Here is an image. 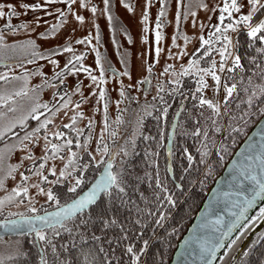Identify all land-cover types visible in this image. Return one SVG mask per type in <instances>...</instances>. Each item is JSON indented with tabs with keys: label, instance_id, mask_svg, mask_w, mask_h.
Returning <instances> with one entry per match:
<instances>
[{
	"label": "snow or ice",
	"instance_id": "snow-or-ice-1",
	"mask_svg": "<svg viewBox=\"0 0 264 264\" xmlns=\"http://www.w3.org/2000/svg\"><path fill=\"white\" fill-rule=\"evenodd\" d=\"M120 3L133 10L125 0ZM150 3L151 0H145L141 17L145 32L149 29ZM167 3L168 0H159L155 17L156 58L146 67L142 63L141 68L147 74L135 85L125 86L120 82L122 99L139 104V98L127 95L126 89L136 87L139 91L143 85H148L143 93L148 96L154 65L162 51L159 42L163 33L159 29L163 26L162 17L168 15ZM197 7L215 13L217 21L201 23L199 35L193 33L190 38L179 31L180 20L181 17L188 20L191 15V25L195 27L196 11L191 4L176 0L177 33L173 34L171 43L179 51L174 54L169 50L168 57L179 60L187 55L189 58L178 68L165 63L156 79V94L151 102L145 100L138 109L136 121V128L140 129L144 117L153 112L158 113L157 120L167 117L170 108L167 101L179 96L171 131L167 133L165 171L173 174L170 186L167 176L161 179L159 165L153 159L159 155L160 142L165 138L163 128L158 131L157 150L148 146L144 149L148 165H157L154 177L150 171L143 176L137 174L129 157L136 154L137 135H142L145 141L157 137L134 130L118 152L110 151L105 143L108 101L104 84L109 79L108 72L131 77L126 53L117 52L125 66L120 72L97 47L99 24L92 25L95 36L87 31L76 37L73 35L76 28L72 27L62 43L42 47L37 42L60 35L71 16L83 27L86 20L83 10L95 15L96 5L90 0L0 2V18L4 20L0 25V64L4 65V71L0 72L3 82L0 85V190H4L0 196V215L6 213L0 219V227L19 237H33L31 243L37 249L35 260H31L30 251L17 239L10 252L0 254V264H172L171 251L175 252V264H228L226 258L236 250L241 234L250 225L254 226V222L264 221V0H216L212 6L199 0ZM29 10L34 13L30 22L13 24V17L19 18ZM102 11L109 28L115 31L110 0H103ZM53 12L57 14L52 17L54 23L43 19ZM21 31L35 33V37L9 41L4 34L16 35ZM180 35L184 46L176 43ZM143 39L147 41L148 37L145 35ZM190 39L198 42L191 53L186 48ZM113 42L118 46L115 37ZM74 45L84 47L77 49ZM90 52L95 53V68L84 62ZM61 54H64L62 60ZM13 55L22 56L24 63L34 65L37 60H44L52 68L51 76L37 65L35 74L41 81L30 85L33 73L23 69L19 60L16 67H21L22 73H14L8 67ZM160 77L165 80L162 82ZM84 78L91 87L89 95H94L95 85H99V100L104 101V127L94 150H90V142L95 121L88 118L87 135L79 126L85 116L80 105L87 100L83 94ZM44 88L53 89L48 101L41 99ZM77 93L79 96L74 101L72 97ZM120 102L117 100V105ZM157 105L161 107L158 109ZM65 117H68L66 122ZM116 122H121L119 115ZM116 135V131L111 132L112 137ZM189 138L194 151L187 143ZM174 140L181 145L179 180L172 164ZM222 170L224 174L220 175ZM145 177L150 195L139 187ZM9 179L13 181L11 187L7 184ZM209 181L215 187L206 200L200 198L203 207L185 235L182 228L187 212L177 217L174 210L180 201L187 211H192L199 196L195 189L198 187L203 192ZM40 196L45 198L38 200ZM25 204L23 211H13ZM251 212L255 214L250 216ZM150 247L154 249L151 258ZM239 251L242 252L239 264H264V232ZM257 252V258L252 260ZM231 264H236L235 256H231Z\"/></svg>",
	"mask_w": 264,
	"mask_h": 264
},
{
	"label": "rangeland",
	"instance_id": "rangeland-1",
	"mask_svg": "<svg viewBox=\"0 0 264 264\" xmlns=\"http://www.w3.org/2000/svg\"><path fill=\"white\" fill-rule=\"evenodd\" d=\"M0 2H13L16 0H0ZM26 2H33V0H26ZM126 3L131 4L133 10L129 11L124 4L120 3V0H110V11L113 15V25L115 31L109 28L107 16L103 13V0H90V3L95 4L97 7V12L93 15L90 10H83V15H85L86 20L83 27L79 26V22L75 21V17H70V22L66 24L61 29V34L57 37H50L48 41L38 40L37 42L42 45V47H48L53 44L62 43L65 36L68 34L72 27L76 28L74 36L80 37L87 33V31H92L93 36H95V28L92 27L94 24H99L100 27V44L97 46L100 52L107 58L108 61L120 72L124 70V65L120 63V57L117 52L126 53V58L128 60V67L131 71V77L128 76H114L112 72H108L107 76L109 79L104 84L106 88V100L108 101V112L113 113L115 107H119L116 103L120 98L119 88L121 86L120 82L123 81L125 86L135 85L136 82L141 78V76L146 75V71L142 70V63L146 67L147 63H151L156 58L155 48L157 46V42L155 40V17L159 12V0H151L149 5V19L147 21L149 25V29L147 32L143 29V21L141 19L143 15V7L145 5V0H125ZM199 0H182V3L191 4L192 9L196 11V26L193 27L191 25L192 17L189 15L188 20H184L181 17L180 20V32H184L191 38L193 33L197 36L199 35V27L201 23H213L217 21V15L215 13H209L202 8L197 7ZM216 0H204V3L212 6L215 4ZM53 7H64L63 5H54ZM76 6L74 5V8ZM175 9H176V0H168L166 5V10L168 15L166 17H162L163 26L159 29L163 33V38L159 42V46L162 51L159 56V62L154 65V71L152 73V85L149 88L151 92L156 94V79L159 74L163 71V67L165 63L174 64L177 68L179 67L181 62H186L189 58L187 55L182 56L179 60L168 57V51L171 50L172 53H177L179 51L178 47L172 46V36L174 33H177V28L175 24ZM79 11V9H76ZM184 9L181 8V12ZM34 13L29 10L28 13L22 14L21 17H13V24L20 22H30ZM38 15V13L36 14ZM57 15L55 12L52 13V16H45L43 19L47 20L49 23H54L53 16ZM211 15V20H208V16ZM4 23V20L0 18V25ZM117 23V25H116ZM44 25L42 27H46ZM118 29V30H117ZM40 30V29H38ZM208 28L205 26L204 33L207 34ZM127 33V34H126ZM5 36L9 41L13 39H24L25 36L35 37V33H28L21 31L16 35L11 34L10 32H5ZM147 36L148 39L145 41L143 39L144 36ZM113 37H115V41H118V46L113 42ZM129 37L131 38V42H129ZM95 43V40L93 41ZM177 45L184 46L183 36L180 35L176 41ZM198 46V42L196 40L190 39L189 44L186 46L187 51L191 53L194 51V47ZM77 49L83 48L84 45H74ZM91 47V46H89ZM63 55L61 54V60L63 59ZM95 53L90 52L86 58L85 63L91 65L95 68L94 64ZM19 60L22 63L23 69H28L33 73L29 80L30 85H37L41 81V77L38 74H35L36 66H41L42 70L46 72L49 76L52 74V68L49 64H46L44 60H37L35 65L30 63H24V57L19 55L11 56V61L9 63V67L12 69L14 73H22L21 67H16V61ZM4 69H0V72H3ZM98 74V73H96ZM82 76L84 74H81ZM156 76V77H155ZM156 78V79H155ZM161 78V77H160ZM71 80L72 78L69 77ZM3 82H0L2 85ZM83 83L85 85L83 89V94L87 97V100L84 104H81L80 107L83 109L85 116L80 121L79 126L87 125L88 118H92L95 121V124L92 128V140L90 142V150L95 149L96 139L100 136V131L104 127V101L99 100L98 87L99 85H95L97 87V92L94 95H89L91 92V87H89V81L87 78H84ZM148 87V85H147ZM133 95H136L139 99L143 97V91L145 85H143L139 91L136 87H127ZM53 89L44 88L41 92V99L44 101H48L52 95ZM209 95L211 93L209 92ZM223 95V93H221ZM79 94H75L72 99L75 101ZM57 100L60 99L59 96L56 97ZM63 111V110H62ZM71 112H69V115ZM68 117H65V122ZM107 133H104L105 142L107 141ZM97 158H99V154H97ZM15 159V157L13 158ZM19 177L17 176V179ZM35 179V178H33ZM13 181L9 179L7 184L9 187L12 186ZM35 191V189H32ZM4 195V190H0V196ZM45 197L40 196L38 200H43ZM26 207L25 205H20L19 208H13V211H23ZM3 215H0V219L4 218ZM13 245L11 243H7L6 241L0 240V254H6L12 250Z\"/></svg>",
	"mask_w": 264,
	"mask_h": 264
},
{
	"label": "trees",
	"instance_id": "trees-1",
	"mask_svg": "<svg viewBox=\"0 0 264 264\" xmlns=\"http://www.w3.org/2000/svg\"><path fill=\"white\" fill-rule=\"evenodd\" d=\"M116 25H117V23H116ZM241 51L243 52V49H241ZM8 67H9V64H8ZM0 69H4L3 64H0ZM153 79H154V77H153ZM160 79L163 82L165 80V77H161ZM193 86H194V82H193ZM143 93H144V91H143ZM126 94L127 95H133L128 88L126 89ZM165 95L167 97V93ZM152 96H154V94L151 92V90H149L147 97H145L143 95V97L141 99H139V101H140L139 104H137V102L135 100L129 101L127 98L122 99L120 97L119 98V100L121 101L119 104L120 106L119 105H118L119 107L116 106L112 114L110 112H108V133H107V138H106L107 141L105 143H107L109 145L110 151L118 152L120 146L124 145L125 141L129 137L132 136V133L134 130H138V131H140L144 134H147L149 136L157 137L156 140L145 141L143 139L142 135H137V137H136V144H137L136 154L129 157L130 162L132 163V165L135 166V168L137 170V174L143 176L144 172L150 171L153 173V177H154L157 165L156 164H152L151 166L148 165V163H147L148 158H146L144 155V149L146 146H148V147H152L154 150H157L156 144H157V140H159L158 131H159V129L163 128L164 132H165V138L163 141L160 142V147L158 149L159 155L157 157H154L153 159H155L159 165V171H160L161 179L163 180L165 178V176H167L169 185L171 186V179H172L173 174H168L165 171L166 164L168 162V158H167L168 135H167V133L169 131H171V122L173 120V113L176 111L177 104L180 102V100H179L178 95L176 96L175 99H169L167 102L170 105V108H169V113H168L167 117L161 116L160 119L157 120L156 116L158 113L153 112V114L151 116H145L144 117L142 128L137 129L136 128V121H137V116H138V109L141 108V106L143 105L145 100L151 102ZM160 107H161L160 105H157L158 109ZM108 108H110V107H108ZM118 115L121 117V122L119 124H117V122H116V117ZM181 119H183V117H181ZM33 123H34V121H33ZM80 127H83L85 129L84 135H87L88 130H87L86 125H84V126L80 125ZM112 131L117 132V135L115 137L111 136ZM178 139H180V138L177 137V140ZM187 143L190 146V150L194 151V148L191 147L192 141L190 138L188 139ZM173 148H174V156L172 158V164H173V169H174V174L176 176V179L179 180L180 175H181V168H180L181 158L179 155V153L181 151L180 143H177V141L174 140L173 141ZM116 160H117V162H119L120 155L116 156ZM89 175H91V173H89ZM152 183H153V187H154L155 186L154 179H153ZM212 184L213 183L211 181H209V187L207 189H205L203 192H201L198 187L195 189L196 193H198L199 196L197 199V203L193 205L192 211H187L186 206L182 202L178 201L179 206L177 209L174 210L176 216L179 217L182 212H187V215L184 218V223H183V228H182L183 233L186 231V228H187L186 226L191 222L192 218L195 216L194 214L196 213V210L201 206L202 200H204L205 196L207 195V191L211 187ZM139 187L141 188L142 191L145 192L146 195H150L151 189H149V187H148V180L146 177L141 180ZM201 197H202V200L200 199ZM257 225H258V223L254 222V226L250 225L249 228L246 229L243 234H241L240 240L236 246V250H234L231 253V255L226 258L228 261V264H231V256L237 255L238 251L241 248L240 246L242 245L243 241L249 236V234L254 230V228ZM261 232H264V229ZM17 239L21 240L23 243V247L30 251V253H31L30 259L35 260L37 249L31 243L33 237L27 236V235H25L23 237H19L16 235L15 237L0 238L1 241H6L7 243H11L12 245H14V242ZM258 239H259V234H257V236L254 237V239L249 241L248 244L245 246V248H247V246L249 244H252L253 241H256ZM173 243L174 244L176 243L175 238L173 239ZM137 246H139V242H137ZM257 247L259 248V246H257ZM153 250L154 249L150 247L149 252H148L149 258H151V253ZM173 252L174 251H171L169 253L170 258L172 256ZM117 255H120V249L119 248H117ZM241 256H242V253L236 258V264H239ZM257 256H258V252L254 253L253 256L251 257V259L255 260L257 258ZM142 259H143V257H142Z\"/></svg>",
	"mask_w": 264,
	"mask_h": 264
},
{
	"label": "water",
	"instance_id": "water-1",
	"mask_svg": "<svg viewBox=\"0 0 264 264\" xmlns=\"http://www.w3.org/2000/svg\"><path fill=\"white\" fill-rule=\"evenodd\" d=\"M145 88H147V85H145ZM167 147H168V145H167ZM223 174H224V170H222L220 172V175H223ZM217 179H219V176H217ZM212 187H215L214 183L208 189L207 195L205 196L204 200L207 199L208 194H209V192H210ZM202 207H203V203H201V206L196 210V213L194 214L195 216L192 218L191 222L186 226L187 227L186 231L183 234L186 235L187 234V230L190 229L192 227V225L196 223V216L199 215V210ZM254 214H255L254 212H251L250 216L254 215ZM250 216H249V218H250ZM263 229H264V221H260L258 223V225L254 228V230L249 234V236L243 241L242 245L240 246L241 247L240 249H244L245 246L248 244V242L251 241L252 239H254V237H256L257 234H259ZM15 236H16L15 233H9V232H7L6 229L0 227V238L15 237ZM180 238L182 239V236ZM241 253H242L241 251H238V253H237V255L235 257L237 258ZM220 254L222 255L223 253L221 252ZM175 260H176V256H175V252H173V254L171 256L172 264H175ZM217 264H218V262H217Z\"/></svg>",
	"mask_w": 264,
	"mask_h": 264
}]
</instances>
